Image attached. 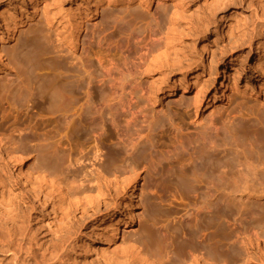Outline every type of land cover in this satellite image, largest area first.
I'll use <instances>...</instances> for the list:
<instances>
[{
    "label": "rangeland",
    "instance_id": "obj_1",
    "mask_svg": "<svg viewBox=\"0 0 264 264\" xmlns=\"http://www.w3.org/2000/svg\"><path fill=\"white\" fill-rule=\"evenodd\" d=\"M157 1L0 0V9L8 2L17 6L14 22L19 23L20 31L17 38L7 44L8 63L0 70V137L6 145L18 142L22 166H25L19 171L16 165H5L4 158H1L0 172L2 169L7 171V175L1 177L7 183L2 205L10 199L7 176L15 185L13 194L18 200L25 198L30 193L28 184H33L26 169L32 171L46 155L53 156V149L59 148L57 153H68L70 143L60 126L64 113L53 107L57 103L54 92L56 88L66 89L68 77L80 70L84 52L90 46L96 52L93 56L98 55L105 65L109 58H119L114 49L116 42L142 38L150 28L171 19L175 40L169 52L171 56H177L175 64L179 68L190 64L196 66L199 77L208 79L214 90L220 80H225L226 73H239L236 90H226L220 108L212 113L220 126L215 139L209 136L207 125L210 115L205 107L213 92L207 93V99L194 117V110L166 98L164 93L168 87L162 84L159 91L154 90L153 94H148V100H144V110L149 114L144 118L137 117L134 122V126L143 132L156 130L157 152L143 160L130 189L126 183L110 187L101 183L97 187L101 190L99 192L94 188L96 185L88 182L91 177L99 176L88 173L89 169L86 171L87 181L79 188L87 189L88 192L82 190L84 197L79 193L75 198L63 197L44 188L39 198L27 204L31 207L26 225L33 237L32 251L40 253L46 246L48 249L56 243L65 246L59 260L50 264H128V244L141 239L145 233L159 242L152 248L161 254L162 234L178 238L175 248L185 255L189 250L180 240L182 231L196 230L197 235H202L204 217L199 214L194 219L195 209L191 200L186 199V205L172 201L174 191L183 192L179 178L190 176L191 165L184 148L172 150L177 139L197 143L203 140L205 152L213 154L225 166L228 190L235 191L229 214H235L236 209L241 211V215L250 211L254 213L253 217L244 219L237 216L236 226L232 227L233 232L229 236L226 262L264 264V243L238 234V230L252 228L264 236V125L259 126L261 138L258 143L254 144L248 138L250 136H242L244 127L249 132L253 131L264 119V0H162L159 6ZM5 24L3 22L0 26V32L6 35L12 26ZM76 35L78 40L72 47L68 40L73 41L71 38ZM98 36L102 42L95 49L96 44L92 41ZM249 38H252L250 44L247 42ZM93 56L92 61L96 65ZM177 66L169 71L162 68L161 74L150 72L139 77L132 69L113 72L103 91L100 114L107 120L117 108L119 93L112 96L114 89L132 87L134 83V86L146 87L152 80L156 83L176 81L182 74ZM192 76L189 80L194 82L196 77ZM153 85L152 89L155 88ZM210 89L208 86L207 90ZM187 97L190 96L187 94ZM108 131L111 136L104 141L100 156L104 159L105 168L113 167L112 158H115V140L112 130ZM57 132L62 134L59 136ZM28 134L34 135L32 141L24 139ZM233 135L237 137L232 138ZM70 140L72 147L73 143L76 144L70 150L77 151L75 148L78 146L80 151L82 145L79 144L83 139L71 136ZM49 160L55 161L52 157ZM243 189L246 191L242 193ZM248 191L260 196H248ZM129 205L134 206L133 233L126 238L128 243L123 244L122 238L112 236L109 225H121L128 217ZM5 256V253H0V262ZM172 257V264L183 263L181 258ZM162 258L166 262L170 260L165 255ZM129 260L132 261L131 258ZM34 261L37 259L27 264H35Z\"/></svg>",
    "mask_w": 264,
    "mask_h": 264
},
{
    "label": "bare ground",
    "instance_id": "obj_2",
    "mask_svg": "<svg viewBox=\"0 0 264 264\" xmlns=\"http://www.w3.org/2000/svg\"><path fill=\"white\" fill-rule=\"evenodd\" d=\"M162 2V0H158L156 2L157 6L162 4ZM15 7L17 6L13 2H8L0 9V26L3 22L6 23L7 27H9V23L12 26V28H8L10 30L9 32L7 31L6 35L0 32V70L6 68L8 63L6 56L7 44L15 40L20 32L19 23L14 22ZM172 14L174 15L175 11ZM174 32V22L169 19L150 28L148 34L142 38L127 39L122 43L116 42L114 49L117 51L119 58L117 60L109 58L105 65L98 55L93 56L96 55V52L90 46L84 52L81 65L79 64L80 70L77 71V74L68 77L66 89H55L54 96L57 103L53 107L64 113L62 118L63 123L60 125L64 133L63 136H67L71 149L76 144L74 145L73 143V147L71 146L70 137L76 136L82 138L83 141L80 140L82 144H79L82 145V148L78 151L77 146L75 148L77 151H73L69 147L68 153L61 154L59 151L57 153L59 149L57 147L58 149H53L55 151L53 156H50L55 161L51 162L49 160L50 157L46 155L32 171L26 169L27 175H31L32 177L31 182L33 184H28L30 193L25 198L18 200V197L13 194L15 185L11 181L12 179L7 176L10 199L5 205L1 204V199L7 183L3 182L1 177L2 175L6 176L7 171L2 169L0 172V253H5L6 256L0 264H27L30 260L36 259L37 261H34L35 264H50L58 261L59 257L63 254L64 245H58L57 243L51 247L49 246L50 248L48 249L46 246L40 253H37V251L33 252L30 247L32 246L33 237L29 234L26 224L29 220L28 210L31 207L27 204L31 200L39 198L44 188H48L51 192H56L63 197L72 198L77 196L78 193L84 197L83 191H87V189H82V191L79 188L83 187L87 181L85 179L87 178L86 171L89 169L88 173L99 176L98 178L91 177L88 180L89 184L96 185L94 188L99 187L101 183H104L106 187L124 183H126L128 189L132 187L133 182L138 177L137 171L142 165L143 160L152 153L157 152V142L155 141L157 138H155L154 132L156 130L153 133L151 132L152 130L143 132L141 128L134 126V122L137 117L141 116V118H144L149 114L147 110H144L146 108L144 100L145 98L148 100V94H153L154 90L159 91L162 84L168 87L164 93L166 98L172 103L184 104L186 109L191 108L194 110L192 113L194 117H197L198 110L201 108L204 99H207V93L213 92L208 98L205 107L210 115L207 125L210 139L217 137L220 126L217 125V120L212 117V113L220 108V103H223V97L226 96V90H236L239 73L237 71L226 73L224 76L225 80H220L217 89L214 90L208 79L199 77V70L196 69V66L190 64L179 68L175 64L178 62L177 56H171L169 52L170 45L175 40ZM71 39L73 41L70 42L68 40V42L73 47L78 40V36H73ZM100 39L101 37L98 36L92 41V44H96L95 49H97V44L102 42H100ZM251 40L252 38H249L247 42L250 44ZM92 56L97 61L96 65L92 61ZM162 58L164 61H161ZM158 62L160 63L159 66L157 65ZM176 66L182 73L176 81L171 82L170 80H166L156 83L152 80L151 85L154 86L153 84H155L154 89H152L151 85L146 87L134 86L135 83L132 87L114 89L111 94L112 96L119 93L117 108L107 120L100 114V104L104 101L103 91L106 84L112 78L113 72L132 69L134 70V75L136 74L139 77L150 72H159L161 74L163 73L162 68L169 71ZM194 75L196 78L194 82H191L189 77H194ZM208 86L211 88L210 90H207ZM187 94L190 97H187ZM174 97H176V100ZM262 125H264V119L258 122L253 131L249 132L244 127L242 136L244 138L250 136L248 138L254 144L258 143L261 138L259 126ZM109 129L112 130L115 140L113 142L115 146L113 155L115 158H112V160L114 159L112 162L113 167L105 168L103 164L104 159L100 158V156L104 141L111 136L108 131ZM58 132L57 135L60 136L62 133L59 134ZM57 135L56 137H58ZM33 136V134H28L24 139L32 141L34 139ZM234 136L237 137L233 135L232 138ZM39 137L40 135L37 138ZM44 139L46 140V138ZM55 143L57 144V142ZM203 147V140L198 143L191 140L177 139L175 141L172 150L176 151L179 148H184L188 152L191 165L190 176L181 179L184 177V174H182L183 177L179 178L183 192L174 191L171 195L172 201L174 200V202L180 205H186V199L187 201H192L190 202L193 205V209H195L194 219L199 214H202L204 217L201 226L204 231L203 234L197 235L196 230L191 232L189 229H184L180 240L189 251L185 255H182L175 248V242L178 238L162 234L160 242L163 245V254H161L152 248V246H158L159 242L153 240L151 235L145 233L141 239L128 244V259L126 260L128 264H132L130 262L138 264H172L171 257L173 255L182 259L183 263L181 264H188L189 262H197L199 264H228L225 257L229 251L230 232L233 229L232 227L236 226L237 216L242 213L238 209H236L235 214L228 213V209L234 200L232 195H234L235 191L228 190L224 177L226 174L225 166L220 164L213 154L205 152V148ZM19 149L18 142H10V145H6L0 137V160L4 158L5 165H16L19 171H21L25 169V166H22L23 159L19 154ZM261 152H263V149H261ZM104 156L108 158V155ZM131 160L132 162H130ZM71 167L75 169L70 170ZM24 176L28 177L26 174ZM31 182L29 181V183ZM97 189V191L100 190V188ZM245 191L246 189L241 190L242 193ZM247 194L251 196L254 193L248 191ZM253 196L259 197L260 195L254 194ZM133 207V205H129L128 217L121 225H116L115 223L109 225L112 236L114 238H122L123 244L128 243L125 240L133 233L131 229ZM253 214L250 211L241 215V218L253 217ZM190 226L192 227V225ZM66 228L68 227L66 226ZM64 231L66 232L68 229ZM238 234L246 235L249 238H256V240L260 239L264 243V236L261 237L252 228L238 230ZM62 235L65 236V234ZM163 255L166 258H170V260L164 261ZM130 258L132 261L129 260Z\"/></svg>",
    "mask_w": 264,
    "mask_h": 264
}]
</instances>
